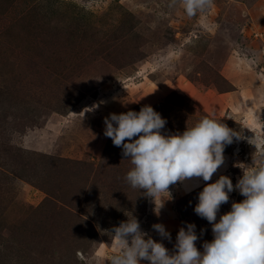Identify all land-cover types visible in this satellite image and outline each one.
Masks as SVG:
<instances>
[{"label": "rangeland", "instance_id": "1", "mask_svg": "<svg viewBox=\"0 0 264 264\" xmlns=\"http://www.w3.org/2000/svg\"><path fill=\"white\" fill-rule=\"evenodd\" d=\"M145 105L167 120L162 131L207 116L245 139L210 181L153 202L127 184L131 162L104 135L109 114ZM262 150L264 0H212L192 17L182 0H0V264H110V232L131 214L169 252L194 223L202 250L213 236L198 193L220 175L235 186L234 165ZM229 197L217 219L244 199Z\"/></svg>", "mask_w": 264, "mask_h": 264}, {"label": "clouds", "instance_id": "2", "mask_svg": "<svg viewBox=\"0 0 264 264\" xmlns=\"http://www.w3.org/2000/svg\"><path fill=\"white\" fill-rule=\"evenodd\" d=\"M182 5L192 17L209 9L212 0H182ZM96 107L99 105L90 110ZM86 109L83 112H88ZM166 124L167 120L149 105L139 112L111 113L104 118V135L121 147L122 155L131 162L125 181L131 188L143 190L153 202L161 193L171 197L170 185L194 179L210 181L225 163L226 146L234 139H245L237 129L207 116L182 133L162 131ZM234 167L242 170L235 186L229 176L220 175L198 193L194 212L211 225L213 236L211 242L202 244V250L196 246L200 237L194 223L185 222L169 252L162 242L142 231L131 214L110 232L117 248L110 264H264V150L252 157L251 165L237 163ZM233 191L244 199L232 202L230 211L217 219L221 205L229 202ZM160 209L155 211L157 215ZM152 229L171 241L163 224H153Z\"/></svg>", "mask_w": 264, "mask_h": 264}, {"label": "crops", "instance_id": "3", "mask_svg": "<svg viewBox=\"0 0 264 264\" xmlns=\"http://www.w3.org/2000/svg\"><path fill=\"white\" fill-rule=\"evenodd\" d=\"M233 86L235 85L233 84ZM163 89H166L168 91V89H171V88H169L168 86H164Z\"/></svg>", "mask_w": 264, "mask_h": 264}]
</instances>
